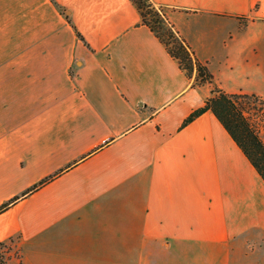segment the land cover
Masks as SVG:
<instances>
[{"label": "crops", "instance_id": "obj_1", "mask_svg": "<svg viewBox=\"0 0 264 264\" xmlns=\"http://www.w3.org/2000/svg\"><path fill=\"white\" fill-rule=\"evenodd\" d=\"M151 1L221 89L264 97V0ZM195 77L130 0H0V244L20 264H264L263 178L211 110L182 126L213 95Z\"/></svg>", "mask_w": 264, "mask_h": 264}, {"label": "trees", "instance_id": "obj_2", "mask_svg": "<svg viewBox=\"0 0 264 264\" xmlns=\"http://www.w3.org/2000/svg\"><path fill=\"white\" fill-rule=\"evenodd\" d=\"M146 25L164 44L167 52L175 58L187 75L196 70L197 85H213V95L207 97L203 105L192 110L184 119L182 126L188 124L206 110H211L243 150L247 158L264 180V141L259 134V125L252 120L241 106V99L258 98L255 93L226 92L214 81V76L206 62L201 61L191 49L185 38L175 28L163 6L151 0H130ZM64 13V9H61ZM68 18V16L66 15ZM240 101V102H239ZM17 198L3 204L0 212Z\"/></svg>", "mask_w": 264, "mask_h": 264}, {"label": "rangeland", "instance_id": "obj_3", "mask_svg": "<svg viewBox=\"0 0 264 264\" xmlns=\"http://www.w3.org/2000/svg\"><path fill=\"white\" fill-rule=\"evenodd\" d=\"M240 104L250 118L258 123L259 134L264 141V97L259 96L258 98L241 99ZM0 258H2L0 262H3L4 257L0 256Z\"/></svg>", "mask_w": 264, "mask_h": 264}, {"label": "built area", "instance_id": "obj_4", "mask_svg": "<svg viewBox=\"0 0 264 264\" xmlns=\"http://www.w3.org/2000/svg\"><path fill=\"white\" fill-rule=\"evenodd\" d=\"M0 256L4 257V261L0 264H20L21 254L19 249L10 243L0 244Z\"/></svg>", "mask_w": 264, "mask_h": 264}]
</instances>
